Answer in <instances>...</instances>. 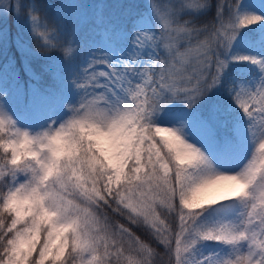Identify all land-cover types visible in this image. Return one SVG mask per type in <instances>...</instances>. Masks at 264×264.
<instances>
[{
	"label": "snow or ice",
	"instance_id": "1",
	"mask_svg": "<svg viewBox=\"0 0 264 264\" xmlns=\"http://www.w3.org/2000/svg\"><path fill=\"white\" fill-rule=\"evenodd\" d=\"M54 7L0 0L36 49L0 71V264H264V0Z\"/></svg>",
	"mask_w": 264,
	"mask_h": 264
},
{
	"label": "trees",
	"instance_id": "2",
	"mask_svg": "<svg viewBox=\"0 0 264 264\" xmlns=\"http://www.w3.org/2000/svg\"><path fill=\"white\" fill-rule=\"evenodd\" d=\"M145 0H80L81 3H84L86 5H96V4H104L108 5L105 9L106 16H112L116 19L118 23L121 24H127L128 23V15L127 10L122 9L119 7H114L115 5L120 4H138V5H144ZM26 2V0H25ZM62 0H36V3L42 6V11H46L50 15H54L56 13L55 5L61 3ZM156 2H160V0H156ZM2 17H0L1 19ZM91 24L86 23L82 30L81 35L84 36L87 39L92 38V33L90 32ZM3 29L4 32L8 34L9 40H8V49L9 55L17 61L19 60L20 56L18 54V48H17V41L19 39L20 43L25 44L26 46L32 47L33 51H35V44L30 39V36L27 32H21L19 26L15 22V18L12 16H8L6 20L4 19L2 23L0 24V30ZM0 67L2 66V63L5 59V51L3 50V46H0ZM51 55L53 56H61L59 52L52 51ZM32 70L41 76L40 85L41 86H49L53 84L52 75L50 72L44 71V64L45 61L43 59H37V58H31L30 60ZM14 67L19 69L21 80L22 82H29V77L25 72L23 71L22 65H20L19 62H17ZM35 83V81H32ZM19 105L15 106L16 110L19 109ZM159 251V250H158Z\"/></svg>",
	"mask_w": 264,
	"mask_h": 264
},
{
	"label": "rangeland",
	"instance_id": "3",
	"mask_svg": "<svg viewBox=\"0 0 264 264\" xmlns=\"http://www.w3.org/2000/svg\"><path fill=\"white\" fill-rule=\"evenodd\" d=\"M14 2H18V0H14ZM144 2H145V1H144ZM3 20H4V18H1V19H0V24L2 23ZM0 32H4L3 29H1ZM8 40H9V37H8V34H7V36H6V40L3 41V42H0V46H3V50L5 51V59H4L3 63H2V66L0 67V71H2V70L4 69V66H5V65H9L10 67H12V68H14V69L16 70V72L19 74V78H20V80H21V75H20L19 69L13 66V65H15L17 62H19L20 65H22V64H21V61H22L21 50H20V48H19L18 45H17V48H18V54H19L20 58H19V60L15 61V60L11 57V55H9V51H10V49H8V47H7V45H8ZM0 56H1V53H0ZM21 81H22V80H21ZM18 107H19V109L16 110V111H18V112H19V111H22V106H18Z\"/></svg>",
	"mask_w": 264,
	"mask_h": 264
}]
</instances>
